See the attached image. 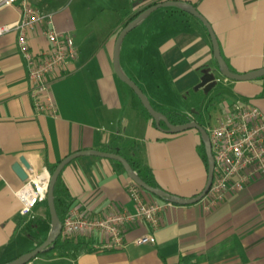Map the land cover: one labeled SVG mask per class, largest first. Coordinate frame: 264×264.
Returning a JSON list of instances; mask_svg holds the SVG:
<instances>
[{
	"label": "crops",
	"instance_id": "obj_1",
	"mask_svg": "<svg viewBox=\"0 0 264 264\" xmlns=\"http://www.w3.org/2000/svg\"><path fill=\"white\" fill-rule=\"evenodd\" d=\"M27 2L53 14L57 30L73 37L77 58L49 78L56 116L40 115L33 106L31 84L17 48V32L0 36V264L33 251L50 232L46 202L39 203L27 216L20 214L21 203L16 192L26 181L18 178L13 166L21 158L35 174H40L49 173V168L79 152L118 154L144 161L158 187L171 195L189 200L204 190L207 170L201 138L196 131L168 134L159 130L114 73L116 38L135 16L164 2L189 4L210 24L230 71L246 74L264 69V0ZM18 20L16 6L0 9V27ZM29 42L37 54L48 48L41 29L30 33ZM123 50L130 68L145 66L153 75L156 74L154 60L160 58L171 84L179 92L197 86L201 70L217 67L205 26L175 7L153 12L125 37L120 50V64L125 73ZM128 77L149 102L151 91L161 90L154 82L155 76ZM216 80L217 85L209 93L220 98L217 120L233 104L256 107L264 115V77L234 82L217 75ZM198 93L197 97L205 95L202 90ZM187 104L171 112L202 124L199 119L204 107L200 99ZM61 179L73 201L72 208L90 217L132 211L128 194L131 180L112 160L78 157L64 168ZM205 203L202 200L194 205L166 208L156 231L140 224L126 232L129 241L150 234L153 242L128 245L120 251H100L93 248L100 243V235H75L64 249L50 251L51 248L31 262L181 264V259L189 257L195 259L194 264H264V181L227 198L213 209L206 210ZM34 232L42 235L40 243L29 235Z\"/></svg>",
	"mask_w": 264,
	"mask_h": 264
},
{
	"label": "built area",
	"instance_id": "obj_2",
	"mask_svg": "<svg viewBox=\"0 0 264 264\" xmlns=\"http://www.w3.org/2000/svg\"><path fill=\"white\" fill-rule=\"evenodd\" d=\"M11 6L17 7L19 20L15 24L0 27V36L11 31L17 32V48L31 84L30 95L35 112L55 117L49 78L55 71L75 62L77 51L73 37L57 30L52 13L30 6L27 0H0V9ZM37 29H41L48 43L47 50L39 54L32 51L29 42L30 33ZM205 130L214 163L213 181L203 199L206 210H210L227 198L241 194L251 185L264 181V115L256 107L233 104L222 118ZM49 180L47 171L35 174L16 192L22 216L29 215L39 203L46 202ZM128 194L133 205L132 211L121 210L90 217L84 211L72 208L62 222L60 239L70 241L75 235L98 234L102 239L93 248L100 251H120L128 245L141 246L153 242L150 234L129 241L126 232L140 224H146L156 231L162 212L176 205L147 198L146 193L133 182Z\"/></svg>",
	"mask_w": 264,
	"mask_h": 264
},
{
	"label": "water",
	"instance_id": "obj_3",
	"mask_svg": "<svg viewBox=\"0 0 264 264\" xmlns=\"http://www.w3.org/2000/svg\"><path fill=\"white\" fill-rule=\"evenodd\" d=\"M175 7L178 8L191 16L195 17L199 20L207 29L211 43H212V51H213V58L216 63V69H203L201 70V76L199 79V84L196 86V90H202L204 94H208L215 86L217 85L216 76L219 75L227 80L234 81V82H248L253 81L259 78L264 77V69L249 72L246 74H236L228 68L227 64L223 60L217 39L213 33V30L207 20L198 13V11L191 5L182 3V2H164L160 4L153 5L139 15H137L133 20L125 25V27L119 32L115 46L113 50V59L112 65L114 69V73L118 80L125 84L132 92L136 95L139 99L142 107L148 113V115L153 119L157 128L161 131H164L168 134H179L189 130H195L199 133L201 141L204 146L205 155L207 158V179L204 190L201 192L200 195L193 199H181L177 196L171 195L160 188H152L145 184L138 175L133 171L129 163L126 161L125 158L118 154L106 153V152H98V151H87V152H79L73 154L64 160H62L54 169V171L50 174L49 185L47 188L46 193V203L49 210L50 215V232L47 239L35 248L33 251L22 255L15 260L7 263V264H27L34 259L37 258L38 255H41L47 252L49 249L53 248L56 245V242L60 238V234L62 231V222L59 220L55 203H54V188L55 184L63 172L64 168L73 160L77 159L78 157L83 156H95L99 158H104L108 160H112L114 162H118L122 165L124 172L126 173L127 177L136 184L139 188H141L146 194L161 199L163 201L170 202L174 205L179 206H188L194 205L201 202L209 192L213 181V170H214V163H213V156L211 153V147L209 142L208 134L205 128L196 121H191L189 123L183 125H173L169 122L168 118L156 111L150 104L147 97L141 91V89L123 72L120 64V50L121 45L125 37L134 30L139 24H141L147 17H149L153 12L157 11L161 8H170ZM161 124L165 125L166 129L161 127ZM13 171L18 176V178L25 182L28 180L29 175L35 174L34 170L29 166V164L25 161V159L21 158L19 164H15L13 166Z\"/></svg>",
	"mask_w": 264,
	"mask_h": 264
},
{
	"label": "rangeland",
	"instance_id": "obj_4",
	"mask_svg": "<svg viewBox=\"0 0 264 264\" xmlns=\"http://www.w3.org/2000/svg\"><path fill=\"white\" fill-rule=\"evenodd\" d=\"M125 52L126 51L123 50L122 67L128 76H155L154 82H156L160 86L161 90L155 91L154 89V92L151 91L150 103L153 107H155L156 111L158 110L162 113L167 114L174 109L180 110L187 107V103L190 100L196 98L200 99V102L202 103L201 106L204 107L201 112L202 118L199 119L200 122L203 124V127L207 128L209 125L216 123L217 116L219 115L218 107L220 103V98H218L217 94L209 93L207 95H198L197 97L196 94L200 93H198V90L195 89L196 86L184 92H179L178 89H176L175 86L171 84L169 76L167 75L163 63H161L162 61H160V58L159 61L158 59L157 61L154 60L156 64V74L153 75L150 69H146L145 66H134L133 68H130V65L126 63V58H124ZM29 235L35 238L36 243H40L42 241V235L38 232L30 233ZM23 238L24 237L21 238V241H23Z\"/></svg>",
	"mask_w": 264,
	"mask_h": 264
},
{
	"label": "trees",
	"instance_id": "obj_5",
	"mask_svg": "<svg viewBox=\"0 0 264 264\" xmlns=\"http://www.w3.org/2000/svg\"><path fill=\"white\" fill-rule=\"evenodd\" d=\"M131 92H132V90H131ZM132 94H133L135 102L138 105L142 106L139 99L136 97V95L133 92H132ZM143 111L146 114V116L153 122V124H155L153 119L148 115V113L144 110V108H143ZM164 115L168 118L169 122L173 125H183V124H186V123L193 121L191 118H189L183 114L177 113V112H169V113L164 114ZM161 127L163 129H166L165 125H163V124H161ZM196 133L200 139L199 133L197 131H196ZM201 147L203 150V159H204V163H205L206 170H207V158H206V155L204 153V146H203L202 141H201ZM125 159L129 163V165L131 166L133 171L138 175V177L145 184H147L148 186H150L152 188H159L158 185L156 184L155 180H154L152 170L144 163V161H142L140 158H136L135 160H132L129 158H125ZM114 164L116 165V167L119 170L124 172V169H123L121 164H119L118 162H114ZM54 169H55V166L49 168V173L51 174L54 171ZM151 197L158 199V198L153 197V196H151ZM158 200H161V199H158ZM161 201H163V200H161ZM54 203H55V208H56L58 218L61 222H63L64 219L66 218V216L69 214L70 210L72 209L73 201L70 198V195H69L66 187L64 186L63 182H62L61 175L59 176V178L55 184ZM68 245H69V241H63L62 239L59 238L58 241L56 242V245L50 251H54L57 249H64ZM194 260H195L194 258H189V257L183 258V259H181V264H194L195 263Z\"/></svg>",
	"mask_w": 264,
	"mask_h": 264
}]
</instances>
